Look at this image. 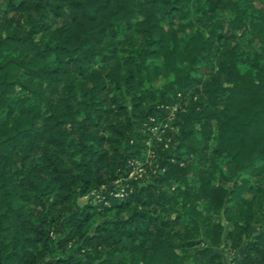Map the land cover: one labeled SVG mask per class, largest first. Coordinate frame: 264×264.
<instances>
[{"label": "trees", "instance_id": "obj_1", "mask_svg": "<svg viewBox=\"0 0 264 264\" xmlns=\"http://www.w3.org/2000/svg\"><path fill=\"white\" fill-rule=\"evenodd\" d=\"M226 255L264 264V6L0 0V264Z\"/></svg>", "mask_w": 264, "mask_h": 264}, {"label": "rangeland", "instance_id": "obj_2", "mask_svg": "<svg viewBox=\"0 0 264 264\" xmlns=\"http://www.w3.org/2000/svg\"><path fill=\"white\" fill-rule=\"evenodd\" d=\"M255 5L258 7V8H262L263 6H264V0H255ZM174 110H175V108H173V112H174ZM154 132H155V134H157V136L158 137H160L161 135H162V133L163 132H158L157 130H154ZM138 173L139 174H141L142 173V168H139V166H137L136 165V167H135V169L131 172V176H133V175H138ZM93 195V194H92ZM91 195V196H92ZM94 196V195H93ZM99 195L98 194H96L95 195V199H99ZM94 198H91V197H89V196H85V197H82L81 199H80V202L81 203H86V202H88V201H90V200H93ZM224 259H225V262H226V264H232L231 263V261H232V257L231 256H229V255H226L225 257H224Z\"/></svg>", "mask_w": 264, "mask_h": 264}]
</instances>
